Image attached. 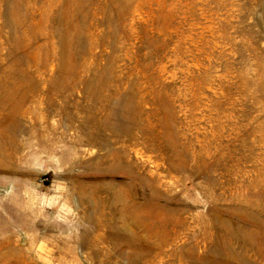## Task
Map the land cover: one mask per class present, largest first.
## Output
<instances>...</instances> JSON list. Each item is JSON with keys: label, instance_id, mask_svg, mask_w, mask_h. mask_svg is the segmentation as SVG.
<instances>
[{"label": "rangeland", "instance_id": "obj_1", "mask_svg": "<svg viewBox=\"0 0 264 264\" xmlns=\"http://www.w3.org/2000/svg\"><path fill=\"white\" fill-rule=\"evenodd\" d=\"M0 132V264H264V0H0Z\"/></svg>", "mask_w": 264, "mask_h": 264}, {"label": "bare ground", "instance_id": "obj_2", "mask_svg": "<svg viewBox=\"0 0 264 264\" xmlns=\"http://www.w3.org/2000/svg\"><path fill=\"white\" fill-rule=\"evenodd\" d=\"M10 115V114H9ZM7 116V115H6ZM12 116V115H11ZM9 124V123H8ZM2 128V127H1ZM4 129V128H3ZM13 130H14V128H13ZM15 132V131H14ZM1 133V132H0ZM9 134V133H8ZM11 134V133H10ZM15 134V133H14ZM6 135V134H5ZM0 137H1V135H0ZM8 138H10V136L8 137ZM5 139V138H4Z\"/></svg>", "mask_w": 264, "mask_h": 264}]
</instances>
